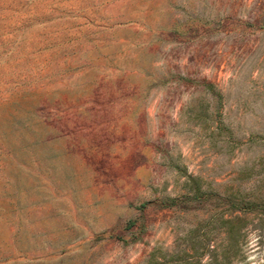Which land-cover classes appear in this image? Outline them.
Wrapping results in <instances>:
<instances>
[{"label": "rangeland", "instance_id": "obj_1", "mask_svg": "<svg viewBox=\"0 0 264 264\" xmlns=\"http://www.w3.org/2000/svg\"><path fill=\"white\" fill-rule=\"evenodd\" d=\"M164 263L264 264V0H0V264Z\"/></svg>", "mask_w": 264, "mask_h": 264}, {"label": "trees", "instance_id": "obj_2", "mask_svg": "<svg viewBox=\"0 0 264 264\" xmlns=\"http://www.w3.org/2000/svg\"><path fill=\"white\" fill-rule=\"evenodd\" d=\"M167 262V261H166ZM164 264H167V263H164Z\"/></svg>", "mask_w": 264, "mask_h": 264}]
</instances>
